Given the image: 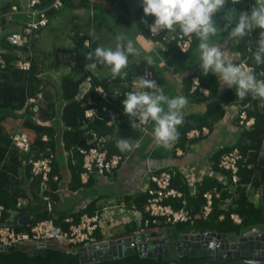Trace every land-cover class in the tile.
Listing matches in <instances>:
<instances>
[{
    "label": "trees",
    "instance_id": "1",
    "mask_svg": "<svg viewBox=\"0 0 264 264\" xmlns=\"http://www.w3.org/2000/svg\"><path fill=\"white\" fill-rule=\"evenodd\" d=\"M249 1L250 6L244 7L240 3H234L231 0H226L225 6H237L243 11L249 8L256 2V0ZM50 0H44L43 5H47ZM80 6L90 9L91 5L89 0H81ZM71 6V0H64V7ZM53 10L48 12L50 16ZM96 17V18H95ZM152 16H145L142 10V5L136 11L135 22L140 34L145 38H150L153 41L165 40L168 30L161 34L152 37L149 31V24L153 21ZM86 27L74 25L72 38L76 43L75 48L68 49L73 53L76 66L64 70L57 74L55 64H48L44 57L37 54L35 51V43L33 45L32 55L27 54V49L17 50L11 48L7 44L6 39L1 38L0 47L8 49L9 53L1 54L7 60V65L4 68L0 67V206H3L5 211L2 220L5 222L10 217V212L16 210L18 198H30L29 208L21 210L22 215L28 214L31 217V223L34 224L38 221L53 218L54 223L64 229L68 228L63 220L66 216L72 214V211H65L60 209L58 205L54 206L53 214H50L45 208L46 204L42 200L40 178L31 180L30 165H24L29 160L30 155L20 153V151L13 145L12 136L6 130L4 123L7 119L17 120L22 123L21 129L17 132H26L31 140L33 150L35 151L34 158H39L40 153L45 149L50 148L51 151L56 152L57 157L53 162L52 171L50 176L55 174L61 175V170L64 167L63 162H67V168L71 172L70 182L68 187L70 191L75 192L83 187L80 174L82 168V156L74 150L75 147H84L85 136L83 134V120L84 111L88 107V99L95 102L98 109V117L92 122H88V126L100 134H106L113 137L114 130L118 126L125 124H132V118L123 112L121 100L115 98L113 92L109 91V82L111 79H98L90 71L85 70V65L89 63L85 56L77 53L76 49L81 45L78 38L80 33L85 34V38L90 34H95L96 26H98L97 15L94 11V21H91L89 16ZM97 23V24H96ZM93 24V27H92ZM258 29L254 30L249 37H245L237 45V50L241 53L243 58L247 57L248 64L254 67V72L259 78L261 71H264V65H256L252 56L255 47V40L257 39ZM173 33V32H172ZM193 37V43L189 51L182 52L176 44L177 34L173 33L171 40L167 46L166 52L170 54L175 61L184 62L189 60L197 49V39ZM93 41L91 47L87 50H93ZM67 51V50H66ZM18 52L22 57L31 62L29 70L23 71L15 67L12 62L19 58ZM85 52V53H87ZM240 58V57H239ZM239 58L231 62L238 63ZM80 60L83 62L81 63ZM56 63H60L59 60ZM81 63V64H80ZM61 66V67H62ZM98 67H104L98 65ZM144 65L137 66L129 74V80L142 76L144 73ZM153 71V77L162 88L165 84V79L159 75L154 69L148 66ZM78 72L81 75L76 77ZM92 77V84L87 93L82 99L78 98L81 90V85L87 76ZM198 77L202 87L209 91L208 96H199L198 93H190L192 86V78ZM184 94L194 100V102H205L206 110L203 113H190L185 116L180 125L177 126V139L173 142L174 147L164 148L157 146L151 152V157L156 159H168L177 157L176 149H188L192 144L201 142L206 135L199 137L189 138L188 134L192 130L202 131L204 127L209 129V132L214 131V127L219 121L223 119L225 114V106L239 103L243 106L248 118H254V124L250 129H238L234 132L236 137L234 142L226 143L219 147L210 157L211 162L210 170L202 173L203 180L201 183L195 184V188L189 183L188 179L179 170H175L176 174L172 179V186L183 192L184 197L187 199L186 208L190 210L192 215L196 216L203 205L205 199L203 197L205 192L213 190L217 187L220 196L214 197L213 211L208 219H196L194 225L177 224L174 229L178 233H190L201 228L211 231H216L220 234L227 236H240L246 230L251 228H259L264 231V156L261 154V148L264 143V103L259 102L257 99L247 97L243 100L237 98L234 88L224 86L222 89L217 82L214 74L209 73L207 76L202 75L201 69L198 68L189 76L184 77ZM103 86L108 90L110 96L109 100H104L95 91L96 86ZM37 94H42L43 101L37 107H27L26 101L29 97H34ZM236 120V119H235ZM112 121V126H107V122ZM234 122V121H233ZM232 122H226L224 126L230 127ZM128 125V126H129ZM48 135L50 141H42V136ZM116 141L113 138L108 143L110 154L121 153L116 146ZM66 151H72L73 154L64 159L61 153L60 146ZM234 148L240 149V152L246 158L239 164V182L237 184L232 182L231 175L224 172L219 168L218 163L220 157ZM169 170V167L162 168L161 170ZM171 169V168H170ZM22 174L23 180H17L16 177ZM225 174L227 177V185L224 187L218 181V175ZM91 181L87 184L89 185ZM249 188L254 194L259 193L257 203L250 197ZM56 189V184H53L52 190ZM52 199L59 201L57 195L52 194ZM129 206L137 204L141 209L146 202V194H137L136 196H126ZM225 201H230L226 208H221L220 205ZM166 203H172L175 209L180 208L182 205L177 201L169 200ZM95 201L90 202L85 208L78 210L79 212L73 213L76 222L79 220L80 215L83 213L92 214L94 212L93 206ZM232 214H237L241 218V223L236 224L231 218ZM223 215V220L219 217ZM128 233H134L138 230L135 225L125 226ZM163 228V227H161ZM170 228V227H167ZM98 239L103 237L97 234ZM27 247H18L12 252H0V264H81L80 256L72 254L66 248H61L55 244L47 248V255L41 254L28 256ZM203 258L185 257L182 258L177 264H204ZM92 264H170L169 261L158 262L153 259L143 258L139 254L130 255L121 259L105 260Z\"/></svg>",
    "mask_w": 264,
    "mask_h": 264
},
{
    "label": "built area",
    "instance_id": "2",
    "mask_svg": "<svg viewBox=\"0 0 264 264\" xmlns=\"http://www.w3.org/2000/svg\"><path fill=\"white\" fill-rule=\"evenodd\" d=\"M44 0H22L21 5H16L5 9L0 12V42L1 38H5L7 44L11 48L17 50L27 49L25 52V58L27 55H32L33 45L38 38L40 32L46 28L50 22L48 12L59 11L64 7V0H50L47 5H43ZM234 3H240L241 6L249 7L250 2L244 0H231ZM91 8L88 9L91 21H94V5L95 0H89ZM149 24V31L152 37H155L166 29L160 30L158 33L153 30L151 31V25ZM93 27V24H92ZM94 35L90 34L85 38V34L82 32L79 35L82 47L87 50L92 45ZM176 44L182 52L190 50L193 37L192 36H179L177 35ZM1 54L9 53L8 49H2L0 47ZM19 58L14 60L12 64L20 70L26 71L31 67V62L28 59L22 57V54L18 52ZM240 57V58H239ZM239 62H243L246 67H249L254 71V67L248 64L247 57L243 58L240 52L237 54ZM67 73L70 68L76 66V62L72 59V56H68L65 59ZM81 63H83L80 60ZM80 63V64H81ZM7 65V60L4 56H0V67L4 68ZM64 70V71H65ZM61 72L58 71L57 74ZM143 78L151 79L153 77V71L149 67L144 68ZM259 78L264 79V71H261ZM138 80V79H136ZM135 81V79H134ZM92 84V77L89 75L86 77L81 85V90L78 94V98L82 99L87 93ZM95 91L104 100H109V92L105 90L103 86H96ZM190 93H198L199 96H208L209 91L202 87L198 77L192 78V86ZM43 101L42 94H37L34 97H29L26 101L27 107L36 106ZM88 107L84 111V120L82 129L85 136L84 147H75L76 150L82 156V168L83 171L80 174V180L82 185H87L93 177L100 176L103 178H110L115 171H117L122 163L125 161V156L122 153L110 154L108 143L112 137L106 134H100L94 129L88 126V122H92L98 117V109L95 106L94 100L91 98L87 101ZM236 119V120H235ZM231 123V132H235L238 129H250L254 124V118H248L243 106L239 103H234L225 106V114L222 120L218 124ZM234 121V122H233ZM151 122L146 124H140L136 128L141 129L144 133H148V126ZM112 121L107 122V126H112ZM229 127V126H228ZM209 133V129L204 127L202 131L192 130L189 134V138L199 137L201 134L206 135ZM42 141H50L48 135L42 136ZM13 145L20 151V153L29 154V160L24 165H30V176L31 180L40 178V185L42 190V200L46 204V210L53 214L54 206L57 205L52 199L51 193L57 195L58 200L64 195H70L74 192L70 191L68 183L70 182L71 172L67 168V162L64 163V167L61 170V175L55 174L50 176L52 171V165L57 157L56 152H52L50 148L45 149L44 152L40 153L39 158H34L35 151L31 144L29 135L26 132H17L12 136ZM157 145V144H156ZM160 146V145H158ZM170 147H174L172 142ZM61 153L64 159L67 160L69 155L73 154L72 151H66L63 146H60ZM261 154L264 156V143L261 148ZM183 149H176V155H183ZM246 158L240 152V149L234 148L233 150L224 153L220 159L218 166L224 172H228L231 175L232 182L237 184L239 182V164ZM67 176H66V174ZM176 172L174 169L169 170H153L149 173V183L144 190V194L147 195L146 202L140 209L137 204L131 206L127 203L126 196L116 202H110L109 205L104 206L101 209L95 210L92 214L83 213L80 215L79 220L76 222L75 215L79 211H72L73 213L64 218V222L68 224V228L64 229L57 226L54 223L53 218L38 221L34 224L30 222L22 229H16L14 224L19 221L23 216L21 210L29 208L31 199L20 197L18 198L16 210L10 212V217L5 222H0V248L6 251L9 247H27L28 250L38 249L39 251L47 250V248L55 244L61 248H66L69 252L76 247H87L89 245H97L104 241L109 240L110 236L105 237L106 232L111 233V230L124 220V217L130 216V222L136 224L140 231H156V230H167L172 232L177 224H189L194 225L196 219H208L213 211L214 197L219 198L220 192L217 187L213 190L205 192L203 197L205 204L201 208L200 212L194 216L186 208L187 199L184 197L183 192L172 186V179ZM205 174V173H204ZM17 180H23L22 174L16 177ZM203 176L195 178L192 185L195 188V183H201ZM218 181L226 187L227 177L225 174L218 175ZM53 184H56V189L52 190ZM249 189V186H248ZM173 200L182 206L175 209L172 203H166V201ZM228 201H225L220 205L221 208H226ZM5 209L0 206V221L2 220ZM223 215L219 217L223 220ZM231 218L236 224L241 223V218L237 214H232ZM163 227V228H161ZM170 227V228H167ZM107 228V230H104ZM198 231H193L196 234ZM97 234H100L103 238L98 239ZM136 234V233H135ZM126 234L118 235L125 237ZM123 240V239H122ZM130 247L135 248L136 242H130Z\"/></svg>",
    "mask_w": 264,
    "mask_h": 264
},
{
    "label": "crops",
    "instance_id": "3",
    "mask_svg": "<svg viewBox=\"0 0 264 264\" xmlns=\"http://www.w3.org/2000/svg\"><path fill=\"white\" fill-rule=\"evenodd\" d=\"M80 1L81 0H71V7L73 8L74 15L73 24L81 26L82 28L86 27L87 22L90 20L89 16L86 15V13L89 11L85 7L79 5ZM21 3L22 0H10L8 2L2 1V5H0V12L5 9H9L10 7L21 5ZM140 5H142L141 0H95L93 11H95V14L97 15L96 22L98 23V26H96L95 29L93 48L95 45L103 47L115 46L116 41H111V39L115 37L116 34L113 31L111 24L113 23V21H117V27L120 29V31H122L121 35L124 37L125 40L130 39L133 41L134 46L137 47L139 51V55L129 56L127 67L122 69V71L126 73V75L124 76H117L113 79L112 74L108 68L98 66L97 69L91 70L90 72L99 80L107 78L111 79L108 85V90L113 92L115 98L118 97L122 101L125 98L124 93L138 90L137 82L139 78L143 76L142 75L136 77L134 81V79L129 80V74L137 66H150L154 69V71L159 73V75H161L165 79V84L163 86L164 92H166V89H170L168 85H172V91L173 93H176V96L183 95L184 97H186L187 102L182 109L183 120L185 116L190 113L205 112V102H194V100L184 94V77L191 75L196 69L200 68L198 64L199 53L196 55L194 54L189 60H186L184 62L175 61L170 54L165 53L169 41L171 40V36L173 34L172 32L166 34L165 40L156 42L150 38H145L142 34H140L135 22L136 11ZM228 10L234 11L237 15L241 11H243L237 6L227 7L224 5V8L214 14L213 17L215 23L222 29L226 24H228V19L226 15V12H228ZM53 12L55 13L58 11ZM231 23L232 25L235 24V18L232 19ZM109 29L113 31V34L108 35L110 32ZM226 33V30L222 31L220 33V38L217 37L214 38V40L215 42H217L218 46L222 48L225 59L228 61H233L237 58V54L239 52L236 49L238 44L232 43L233 45H231V41L225 37ZM72 35L73 30L71 31L70 36ZM97 35H99V38L97 37ZM106 37H110L111 39L107 40ZM223 37H225V39H222ZM75 47L77 46L74 42L72 46L62 50V52L64 51V53L61 52L64 61L67 55L72 56V59L74 61L76 60L74 59L73 53L71 51H68V49H73ZM196 50H198V48ZM76 51L82 57L86 54V51L82 47V45H80L78 49H76ZM149 55L152 57L153 61L151 64H148L144 59L145 56ZM58 60L60 63L55 64L56 67L59 66L56 68V72L64 71V67L60 66L62 60L60 59L59 55H57L56 61ZM221 88L223 89L224 87ZM108 90L106 89V91ZM169 91L171 92V89ZM5 122L6 123H4V125L6 127V130L10 132L11 136L15 135L17 131L22 130V123L17 120L9 118ZM128 125L129 124L118 126L114 130L112 138L114 140H117L118 138L134 140L135 134H131L130 138V136L122 132L125 129L129 130V127H133L132 124H130L129 126ZM149 127L151 130L148 129V133L144 134V132L140 130L142 132V136L137 137V140L134 141L136 147L126 151L120 150V152L125 156V161L110 178L106 179L100 176L93 177L90 180L91 183L89 185H85L84 187H82L78 191H75L69 196L67 195V198H64V203L68 209H66L65 211H77L83 209L92 201H95V205L93 206V210L95 211L97 209H101L104 206L109 205L110 202H116L125 196H136L137 194H144V190L149 183L150 171L157 169L169 167V169L171 168L179 170L183 173V175H185L189 183L192 185L195 178L201 177L202 173L208 172L210 170L209 165H211V162L209 160V157L216 150H218L219 147H222V132L233 133L230 131L231 127H226L222 124L217 123V125L214 127L213 132H209L210 134L208 133L209 135L203 140H201V142L192 144L188 149L183 150V155H176L177 157L168 159H156L151 157V152L154 148L157 147L155 140L152 136V123L149 125ZM218 138L220 141L218 140ZM217 140L219 142L218 145H216V143H218ZM89 187L91 188V191L97 190L98 192L94 196H87L86 191L89 190ZM82 194H84L85 196H83ZM80 197L83 198L82 201L79 200ZM61 203L62 201L60 202V204ZM81 203H83L82 206L75 210L77 206ZM57 205H59V203ZM130 219L132 220L131 215L129 217H124V220L121 221L118 225H116L111 230V233L109 231L104 234L105 237H108L109 234H115L113 230L117 229V226H121L123 228L120 234H127L128 232L125 226L133 225L132 222H130Z\"/></svg>",
    "mask_w": 264,
    "mask_h": 264
},
{
    "label": "clouds",
    "instance_id": "4",
    "mask_svg": "<svg viewBox=\"0 0 264 264\" xmlns=\"http://www.w3.org/2000/svg\"><path fill=\"white\" fill-rule=\"evenodd\" d=\"M225 2L226 0H141L144 15L154 18L151 31L158 33L166 29L168 33L194 36L197 39L198 64L202 75L214 74L221 87L234 88L237 98L241 100L252 97L264 103V79L258 78L243 62L226 60L222 48L214 40L220 38V33L226 30L227 38L233 44H239L258 29L252 56L256 65H264V0H256L249 10L241 11L238 15L234 11H228V24L222 29L213 17L224 8ZM233 18L234 25L231 23ZM115 41L114 47L96 46L88 51L86 59L89 63L85 65V70H95L98 65H102L110 70L113 79L126 75L122 69L127 67L129 56H137L139 51L132 40H125L120 34L115 36ZM144 59L148 64L153 62L150 55ZM137 89L124 93L125 98L121 101L123 112L132 118V126L135 128L151 122L152 136L157 146L170 147L177 139V126L183 121L182 109L187 102L186 97H169L155 80L143 77L139 78ZM116 146L121 151L136 147L134 141L123 138L117 139ZM229 203L230 201L227 202ZM137 228L136 232L127 234L143 232ZM115 235L121 234H113Z\"/></svg>",
    "mask_w": 264,
    "mask_h": 264
},
{
    "label": "water",
    "instance_id": "5",
    "mask_svg": "<svg viewBox=\"0 0 264 264\" xmlns=\"http://www.w3.org/2000/svg\"><path fill=\"white\" fill-rule=\"evenodd\" d=\"M30 220V215L26 214L14 227L22 229ZM245 233L237 236L238 239L235 240L232 235L227 236L205 228L199 229L196 234L167 230L146 231L126 234L125 237L111 236L109 240L97 245L76 247L71 253L80 256L81 264L121 259L136 253L143 258L158 262L169 261L170 264H177L185 257L206 259L204 264H212L211 261L216 264H264V232ZM130 242H136V247H130ZM16 249L9 247L6 251L12 252ZM1 251L4 250L0 248ZM38 254L46 256L47 251H27L28 256Z\"/></svg>",
    "mask_w": 264,
    "mask_h": 264
},
{
    "label": "rangeland",
    "instance_id": "6",
    "mask_svg": "<svg viewBox=\"0 0 264 264\" xmlns=\"http://www.w3.org/2000/svg\"><path fill=\"white\" fill-rule=\"evenodd\" d=\"M2 1L8 2L10 0H0V5H2ZM228 11H232V10H228ZM87 13H86V15L90 16V13L89 12H87ZM73 17H74L73 8L71 6H66L65 8L61 9L60 11L55 12L54 14L49 16L50 23H49V25L46 28H44L41 31L40 36L38 37V39L36 41V44H35L36 53L40 54L41 56H43L44 60H46V63H48V64H51V63L52 64H56L57 55H59L60 59L62 60V63L64 62L63 56H62V53H64V51L62 52V50L72 46L73 43H74V41L72 39V36H70L71 35V31L74 30V28H73V25H74L73 24ZM109 24H110V22H109ZM117 24H118L117 21H113V23L111 24L112 28H113V31L115 32L116 35L117 34L121 35L122 31H120V29L117 27ZM109 31L110 32H109L108 35L113 34L112 30L109 29ZM97 37L99 38V35H97ZM225 37L227 38V33L225 34ZM225 37H223L222 39H225ZM106 38H107V40L111 39L110 37H106ZM111 41H115V37H113L111 39ZM230 44L233 45L232 41L230 42ZM96 46H98V45H95L94 48ZM194 54L195 55L198 54V50H195ZM63 66H64V64H63ZM57 67H59V66H57ZM80 75H81L80 72H78V74H77V76H75V78L80 76ZM104 76H106V75H104ZM168 86L170 87L171 92L169 91L170 89H166L165 94L168 95L169 97L176 96V93H173V91H172L173 90L172 89L173 88L172 85H168ZM137 129L138 128H135V127H129V130L125 129L122 132L125 133L126 135L130 136V138H131V134L132 135L135 134L134 140H130V141H135V140H137V137H141L142 136V132H143L141 129H138V130ZM148 129H150V127ZM221 135H222V138H221L222 145H225L226 143H229V142H231V143L234 142V140H235L234 137H236V134H234V133H224V132H222ZM218 140H219V138H218ZM218 140H217V142H218ZM218 144H219V142L216 143V145H218ZM249 190H250L249 191L250 197L253 199V201H255L257 203V201L259 199L258 198V194L259 193L258 194L257 193L254 194V192H253V190L251 188H249ZM97 192H98L97 190L91 191V188L89 187V190L86 191V194H87V196H94ZM82 195L85 196L84 194H82ZM64 198H67V195H64L61 198V200H59V202H58L59 205L58 206L60 207V209L62 208V209L66 210L68 208H67V206H65ZM79 200L82 201L83 198L80 197ZM61 201H62V203L60 204ZM83 203L78 205L75 210H77L79 207H81ZM117 227L118 228L114 229L113 232L115 234H120L121 231L123 230V228L121 226H117ZM104 230H107V228H104ZM258 231H263V230L255 227V228H251L249 230H246L245 234H248V233L251 234L253 232H258ZM233 238L235 240L238 239L236 235H234Z\"/></svg>",
    "mask_w": 264,
    "mask_h": 264
},
{
    "label": "flooded vegetation",
    "instance_id": "7",
    "mask_svg": "<svg viewBox=\"0 0 264 264\" xmlns=\"http://www.w3.org/2000/svg\"><path fill=\"white\" fill-rule=\"evenodd\" d=\"M254 233V232H253ZM253 233H251V234H253ZM205 261H204V263H206L207 262V260L206 259H204ZM233 260V259H232ZM228 261H231V260H228ZM211 263L212 264H216V262L215 261H211Z\"/></svg>",
    "mask_w": 264,
    "mask_h": 264
},
{
    "label": "bare ground",
    "instance_id": "8",
    "mask_svg": "<svg viewBox=\"0 0 264 264\" xmlns=\"http://www.w3.org/2000/svg\"><path fill=\"white\" fill-rule=\"evenodd\" d=\"M106 90V89H105Z\"/></svg>",
    "mask_w": 264,
    "mask_h": 264
}]
</instances>
